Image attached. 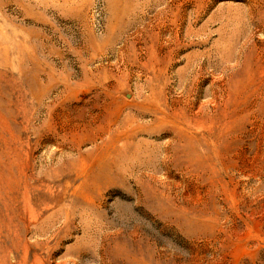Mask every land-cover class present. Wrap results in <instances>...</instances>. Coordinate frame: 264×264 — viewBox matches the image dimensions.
<instances>
[{"label":"rangeland","instance_id":"rangeland-1","mask_svg":"<svg viewBox=\"0 0 264 264\" xmlns=\"http://www.w3.org/2000/svg\"><path fill=\"white\" fill-rule=\"evenodd\" d=\"M262 6L0 0V264H264Z\"/></svg>","mask_w":264,"mask_h":264},{"label":"bare ground","instance_id":"bare-ground-1","mask_svg":"<svg viewBox=\"0 0 264 264\" xmlns=\"http://www.w3.org/2000/svg\"><path fill=\"white\" fill-rule=\"evenodd\" d=\"M263 9H264V6H262ZM172 9V7L170 8V10ZM250 16L252 19L254 20H258L259 22L262 23L263 27L261 28V30L264 32V23L262 22V19L264 18L261 14V11L257 8L256 10H254L252 8V11L250 12ZM154 30L149 29V27L147 29H145V32L148 34L149 37H154L155 36V33L153 32ZM150 32H152L150 34ZM171 33V32H170ZM156 38H158L160 40V34L158 33ZM181 42V40H179ZM180 44V47L178 48H173V51H180L182 49V45L181 43ZM175 45V43H174ZM148 47H150V50L153 51V48L155 49V44H150ZM225 47L228 48V50H236V46L232 45V44H227ZM259 46L254 43L252 44L251 42H244V67L247 66L249 67L251 62L253 64H256L260 70H261V73H264V64H263V61L260 60V58L262 57V53L258 50ZM260 49V48H259ZM264 50V49H263ZM136 51H138V49H136ZM142 52V51H141ZM252 58V61H250V59ZM163 69V66H162V63L158 62L157 64L153 63V71L156 73L155 75V78H156V81L159 82L161 80V77L160 75L158 74V72L162 71ZM192 70V63L190 62L188 64V66L185 68V72L183 71L181 74H180V84L179 85H182V86H187L190 79H189V72ZM259 85H264V79H262L260 81V84ZM259 91H260V98L261 99H264V88H257ZM257 89L254 87L252 88L251 90L253 92H256ZM223 90L221 89L220 92H222ZM154 92V95L155 96H161L159 94V92H157L155 89L153 90ZM257 100H259L257 98ZM173 104L174 102H171L169 101L168 103L166 102H163V101H159L156 103V108H155V116L157 118V121L161 124V123H164L166 122L167 120L169 121H174L176 120V118L174 117L175 113H168L169 110L166 109V105H169L170 109L175 111V108L173 107ZM205 112H208V109L206 108L205 109ZM177 134H180V133H177ZM182 134V132H181ZM178 135L177 136V143H180V142H183L185 140H188L189 138H191L193 135L192 134H189V133H186V135Z\"/></svg>","mask_w":264,"mask_h":264}]
</instances>
